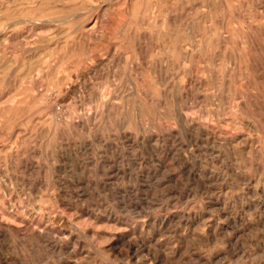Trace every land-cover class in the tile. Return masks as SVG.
Wrapping results in <instances>:
<instances>
[{
    "label": "rangeland",
    "instance_id": "rangeland-1",
    "mask_svg": "<svg viewBox=\"0 0 264 264\" xmlns=\"http://www.w3.org/2000/svg\"><path fill=\"white\" fill-rule=\"evenodd\" d=\"M0 264H264V0H0Z\"/></svg>",
    "mask_w": 264,
    "mask_h": 264
},
{
    "label": "bare ground",
    "instance_id": "bare-ground-1",
    "mask_svg": "<svg viewBox=\"0 0 264 264\" xmlns=\"http://www.w3.org/2000/svg\"><path fill=\"white\" fill-rule=\"evenodd\" d=\"M21 3V2H20ZM61 9V8H60ZM52 21V20H51ZM99 22V21H98ZM61 23V22H60ZM80 36V35H79ZM154 36V35H153ZM149 37V36H148ZM146 39V38H145ZM186 56V55H185ZM19 113V112H18Z\"/></svg>",
    "mask_w": 264,
    "mask_h": 264
}]
</instances>
